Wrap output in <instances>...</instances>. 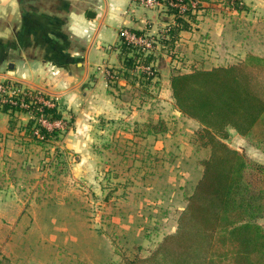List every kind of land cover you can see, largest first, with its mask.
I'll use <instances>...</instances> for the list:
<instances>
[{
  "label": "rangeland",
  "instance_id": "374dc122",
  "mask_svg": "<svg viewBox=\"0 0 264 264\" xmlns=\"http://www.w3.org/2000/svg\"><path fill=\"white\" fill-rule=\"evenodd\" d=\"M188 3L180 4L187 14L177 17L192 28L219 22L221 43L200 42L206 37L196 29L182 34L188 41L192 35L195 47L173 43L169 29H155L146 33L153 40L149 47L132 48L118 67L102 66L99 86L91 83L93 71L79 80L85 68L76 66V97L60 100L17 85L30 104L35 97L51 103L45 114L58 124L46 137L33 105L0 108L12 113L8 120L14 123L8 147L14 157L0 160L6 170L0 181L13 185L0 193V264H120L147 256L176 230L211 146L203 145L199 124L174 106L169 76L264 54V0ZM140 5L170 13V26H178L172 11L177 4ZM127 59H134L132 68ZM223 142L245 158L246 197L261 205L255 222L264 231V142Z\"/></svg>",
  "mask_w": 264,
  "mask_h": 264
},
{
  "label": "trees",
  "instance_id": "16d2710c",
  "mask_svg": "<svg viewBox=\"0 0 264 264\" xmlns=\"http://www.w3.org/2000/svg\"><path fill=\"white\" fill-rule=\"evenodd\" d=\"M159 1L168 6L170 0ZM172 11L177 17V10ZM176 19L178 26L169 30L172 42L179 30L188 28L181 17ZM120 48L124 57L135 47L122 42ZM133 60L126 61L130 68ZM169 87L176 109L199 124L210 154L186 197L176 230L164 235L147 256L135 255L120 264H264V231L255 222L261 205L246 197L250 191L243 154L223 142L229 128L264 142V54L249 53L229 65L176 71ZM49 110L43 107L46 118ZM40 131L45 137L52 134Z\"/></svg>",
  "mask_w": 264,
  "mask_h": 264
},
{
  "label": "crops",
  "instance_id": "0c3cea01",
  "mask_svg": "<svg viewBox=\"0 0 264 264\" xmlns=\"http://www.w3.org/2000/svg\"><path fill=\"white\" fill-rule=\"evenodd\" d=\"M168 15L155 8L147 9L134 0H0V80L54 94L60 100L68 94L76 97V66L85 68L79 80L93 71L91 83L99 86L102 66L118 67L117 61L123 58L121 51L118 53L123 42L119 31L126 29L137 34L155 29L168 31L173 20ZM209 22L179 30L173 43L179 39L195 47L192 35L185 36L190 41L182 37L195 29L206 37H200V42L221 43L222 24ZM11 115L0 109V160L14 157L8 151L14 126L8 120ZM229 137L249 144L258 141L232 128L228 129ZM5 172L0 168V174ZM12 187L11 183L0 181V193Z\"/></svg>",
  "mask_w": 264,
  "mask_h": 264
},
{
  "label": "built area",
  "instance_id": "2783aa9c",
  "mask_svg": "<svg viewBox=\"0 0 264 264\" xmlns=\"http://www.w3.org/2000/svg\"><path fill=\"white\" fill-rule=\"evenodd\" d=\"M136 2H139L143 5H159L162 4L159 0H134ZM185 3V4H184ZM177 4L176 10L179 14L185 13L186 9L181 10L180 4H184L189 7L190 3L183 2L182 0H175V1H168V5ZM120 37H122L123 42L126 44L135 47L137 49H143L145 47H149L153 40L148 39L146 37V34H136L134 32H131L126 29H121L119 31ZM23 88H19L17 85H13L10 82H7L5 80H0V108L3 105H18L21 108H24L23 106H26L28 108L29 106H32L37 110L38 114H36V123L41 127H44L43 129H47L48 131L52 130L55 126H57L58 123L51 122L48 118H46L43 115V107H51V103L45 101L43 98L35 97L34 104H30V99L25 97L23 93ZM28 102V103H27ZM46 130V131H47ZM39 132V131H38ZM36 133V132H35Z\"/></svg>",
  "mask_w": 264,
  "mask_h": 264
},
{
  "label": "bare ground",
  "instance_id": "6f19581e",
  "mask_svg": "<svg viewBox=\"0 0 264 264\" xmlns=\"http://www.w3.org/2000/svg\"><path fill=\"white\" fill-rule=\"evenodd\" d=\"M143 31V30H142Z\"/></svg>",
  "mask_w": 264,
  "mask_h": 264
}]
</instances>
